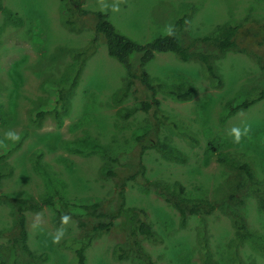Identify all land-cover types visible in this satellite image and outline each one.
Instances as JSON below:
<instances>
[{"label":"rangeland","instance_id":"obj_1","mask_svg":"<svg viewBox=\"0 0 264 264\" xmlns=\"http://www.w3.org/2000/svg\"><path fill=\"white\" fill-rule=\"evenodd\" d=\"M194 8L182 32L186 43L228 22L243 26L237 44L249 54L228 52L216 61L222 85L202 64L159 53L147 66L154 94L140 79L137 58L131 59L133 78L109 56L105 39L95 31L94 14L103 12L120 34L145 45L168 34L180 16ZM83 62L77 87L58 84ZM131 81L128 95L118 102ZM184 81L193 84L195 92L179 101L170 90ZM262 88L264 0H0V155H7V168L13 171L2 181L0 196L42 201L49 181L70 201L97 200L107 216L84 214L80 227L72 217L58 223L48 207L27 213L31 254L45 257L39 264H77L75 251L91 233L88 264H137L125 258L131 224L123 211L138 208L146 211L159 238L157 243L143 240L157 264H264V251L255 243L264 247V99L228 116L230 104H239L249 94L256 98L253 90ZM62 90L70 97L67 110H60L61 120L49 115L38 125L36 114L52 111ZM145 103L152 104L148 111ZM130 111L128 118L122 117ZM234 129L239 130V141ZM77 140L87 145L82 149L99 152L80 154L72 149ZM220 140L227 144L221 153L229 163L251 166L254 182L218 161V154L208 155L209 144L218 149ZM157 144L172 146L187 161L166 159L154 148ZM38 155L46 174L35 169ZM107 167L116 177L104 176ZM150 182L181 183L188 197L215 201L218 208L208 216L191 217L183 228L178 213ZM8 205L0 200V247H10L9 235L16 231ZM111 217L115 219L109 230L93 232ZM236 219L245 222L249 239H238ZM120 246L125 253L117 252ZM1 254L21 264L28 260L12 249Z\"/></svg>","mask_w":264,"mask_h":264},{"label":"trees","instance_id":"obj_2","mask_svg":"<svg viewBox=\"0 0 264 264\" xmlns=\"http://www.w3.org/2000/svg\"><path fill=\"white\" fill-rule=\"evenodd\" d=\"M75 8L76 6L72 3V10ZM195 12L196 8H194L193 13H191L190 11L185 12L176 21V25L168 34L158 37L145 45H142L120 34L110 22L109 15L103 12H97L96 14H94L96 19L95 31L98 36H102L105 39L109 56L117 60L120 64L124 65L128 71V74L133 78L136 75H132L133 66L131 64V59L132 57L137 58L139 64L138 70L140 71V79L142 83L145 84L148 89L151 90L154 94H156L157 92L156 89L152 86L151 78L147 72V66L156 58L157 54L159 53H174L182 62H198L202 64L208 75L219 85H222L224 84V80L217 71L216 61L224 57V55H226L228 52L246 55L249 54L247 50L241 48L237 44L240 29L243 26L241 24H236L235 22H228L218 26L213 33L191 41V43H186L182 38V32L185 28L186 23L192 18ZM66 23L68 25L70 24L69 21H66ZM200 48L205 49L200 50ZM209 50H215L217 53L211 52ZM258 63L262 65L260 61ZM84 64L85 63L83 62L81 67L74 71H71V69H73L71 68L58 84H60L61 86H66V88L68 86L71 88L77 87L80 75L82 73V70L84 69ZM132 83V81L128 83L126 89L117 96L118 102H121L122 98L128 95L129 89L133 85ZM194 92V85L186 81L173 86L170 90V94L179 101L190 99ZM66 93L67 92H64L63 90L61 91V95L59 94L56 107H54L52 111L42 110L40 113L36 114L38 125H41L44 119L49 115H54L57 121L61 120V111L67 110V107H69V99L66 98L70 97V94L66 95ZM253 93L255 96H257L256 98H253V95L249 94L247 98L239 104H230L228 116L230 117L241 111L248 110L264 99V88H262L259 92L253 90ZM144 105L145 111H148L152 107L151 103H145ZM155 105L158 106L159 102L155 101ZM131 113H133V111H130L125 116H123L122 113L121 115L123 118H128ZM84 141L88 142V140ZM219 144L220 146H218L217 149L215 148L214 143L211 142L208 146V155L218 154V161L230 164V168L232 170L238 171L239 173L246 176L248 180L254 182V172L251 166L247 163H241L238 161L234 162L233 164L229 163L228 157L221 153V151L224 150L227 146L226 142L224 140H220ZM82 145H84V147L87 146L83 141H74L72 142V149L78 150L80 154H87V156L92 155V152H94V154L99 152V149L97 148L90 149L89 151L88 149H82ZM154 146V148L158 152H160L166 159L170 161H175L177 163H185L187 161V158L182 152L168 144H157ZM143 150H147V147H143ZM41 158L42 156L38 155L34 165L36 171L44 174L45 172L43 171V167L40 163ZM7 167V155H0V185L5 178L13 174V171L8 170ZM103 173L105 174L104 176L110 178H114L117 175L114 170L110 171L109 167L105 168V170H103ZM150 184L156 189L159 196L165 201V203L171 206L178 213L181 220V226L183 228L187 226L188 220L191 217H200L205 215L208 216L218 208V203L215 201L208 200L206 198L188 197L186 188L181 183H176L174 186L161 182H150ZM48 188L49 189L46 197H44L42 201L35 199L32 196H0V200H6V202L10 204L8 206H10L11 208V216L12 219L14 218L16 225V231L12 235H9V237L12 236L11 239H8L10 247H0V264H21L19 261H10L6 257H4V255L1 254V251L5 249H12L16 253L21 252L23 255L27 256L28 260L26 264H39V262L45 261V257L38 258L37 256L32 255L29 249L27 242L28 232L25 220V216L27 215V213L41 212L44 207H48L55 212L56 219L59 220L58 223H61V220L63 218L72 217L78 220L80 227L84 226V223L82 221L84 214L88 217H107L101 211V204L95 199H89L88 201H70L66 199V197L61 196L60 190L54 185L53 182L49 183L48 181ZM121 197H123V195ZM123 200L124 202H122L121 205L122 208L126 206L125 198ZM260 206L261 210L264 211V200L260 202ZM123 213L128 215L131 224V228L128 233L129 249L127 250L128 252L126 253L127 255L125 256V258L129 261L137 262V264H157L153 260L152 255L143 245V240H150L157 243L159 239L152 223L148 219L146 211L142 209L139 210L138 208H133L128 211L124 210ZM111 219L112 221L109 224L101 223L98 226H95L93 228V232L99 233L104 229L109 230L110 227L113 226L115 217H111ZM145 219H147L148 221ZM234 228L236 229L237 237L240 241H244V239L250 238L251 235L248 231V228L245 225V222H243L242 220L236 219L234 221ZM3 234L4 233L0 232V235L3 236ZM87 236L89 237L88 242H85L83 240L84 245L80 246L75 251L77 264H88L86 252L93 242V235H91V233H88ZM255 243L261 250L264 251V247L260 244V242L256 241ZM119 251L121 253H125V248L120 246L117 252ZM118 257L119 260L124 258L123 255Z\"/></svg>","mask_w":264,"mask_h":264},{"label":"clouds","instance_id":"obj_3","mask_svg":"<svg viewBox=\"0 0 264 264\" xmlns=\"http://www.w3.org/2000/svg\"><path fill=\"white\" fill-rule=\"evenodd\" d=\"M233 131L236 133V139H237V141H239V138H240L239 130L234 129Z\"/></svg>","mask_w":264,"mask_h":264}]
</instances>
